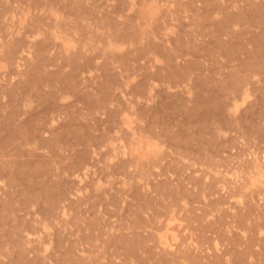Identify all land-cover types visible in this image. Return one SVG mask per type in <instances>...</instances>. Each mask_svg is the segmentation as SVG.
I'll return each mask as SVG.
<instances>
[{
  "label": "rangeland",
  "instance_id": "374dc122",
  "mask_svg": "<svg viewBox=\"0 0 264 264\" xmlns=\"http://www.w3.org/2000/svg\"><path fill=\"white\" fill-rule=\"evenodd\" d=\"M0 264H264V0H0Z\"/></svg>",
  "mask_w": 264,
  "mask_h": 264
}]
</instances>
